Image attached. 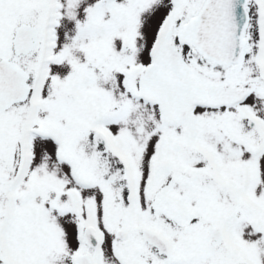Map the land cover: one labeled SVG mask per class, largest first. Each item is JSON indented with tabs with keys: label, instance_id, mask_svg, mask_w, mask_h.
I'll return each instance as SVG.
<instances>
[{
	"label": "snow or ice",
	"instance_id": "6c2138e0",
	"mask_svg": "<svg viewBox=\"0 0 264 264\" xmlns=\"http://www.w3.org/2000/svg\"><path fill=\"white\" fill-rule=\"evenodd\" d=\"M0 264H264V0H0Z\"/></svg>",
	"mask_w": 264,
	"mask_h": 264
}]
</instances>
